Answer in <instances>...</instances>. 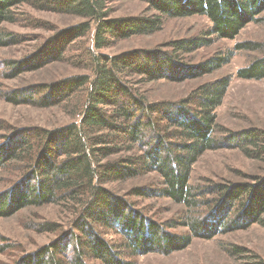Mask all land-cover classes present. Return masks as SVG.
<instances>
[{
	"label": "trees",
	"instance_id": "1",
	"mask_svg": "<svg viewBox=\"0 0 264 264\" xmlns=\"http://www.w3.org/2000/svg\"><path fill=\"white\" fill-rule=\"evenodd\" d=\"M139 1L146 5L142 14L113 18L112 0H0V48L21 43V36L8 32L4 24L17 22L22 5L80 19L51 30L25 58L3 63L5 79L50 64L82 71L54 83L0 93L11 105L58 108L71 118L52 130H18L0 144V170L14 163L20 175L0 192V218L47 205L63 207L73 217L67 231L15 264H136L138 256L182 251L193 239L211 240L253 225L264 228V175L203 187L190 183L192 167L206 151L235 148L248 159L264 156V132H223L217 124L216 110L230 79L200 85L177 102L149 101L143 91L152 83L196 80L227 65L231 52L198 64L186 58L216 40H235L248 24L264 23V0ZM193 17L209 24L199 35L152 49L102 52L160 31L165 19ZM235 50L264 52V47L240 43ZM236 76L263 80L264 56ZM218 132L221 138L214 136ZM146 175L155 176L152 189L136 186L119 195L108 188ZM131 197L167 199L188 212L182 221L159 224L135 208ZM177 227L188 234L170 232ZM37 229L54 233L58 226L43 223ZM108 231L118 233L121 241L109 240ZM230 253L242 251L234 248ZM250 257L244 264H264Z\"/></svg>",
	"mask_w": 264,
	"mask_h": 264
},
{
	"label": "rangeland",
	"instance_id": "2",
	"mask_svg": "<svg viewBox=\"0 0 264 264\" xmlns=\"http://www.w3.org/2000/svg\"><path fill=\"white\" fill-rule=\"evenodd\" d=\"M111 8L113 10L111 17L115 18L140 15L146 5L139 0H112ZM16 14L17 22L4 24V28L8 32L20 35L21 43L0 48V93L50 84L64 77L82 73L68 65L50 64L39 71L22 74L16 79H5L4 62L20 60L34 52L52 34L51 30L80 22V19L70 16L39 12L28 5L20 6ZM37 21L41 24L37 25ZM208 26L206 19L200 17L165 19L160 31L121 41L102 52L115 55L132 49H152L170 40L199 35ZM240 43H255L264 47V23L248 24L235 40H216L209 47L199 49L186 58L188 62L198 64L215 57L226 56L231 52L232 57L227 65L202 78L181 84L158 82L146 85L143 87L146 98L153 102H177L186 98L200 85L228 77L230 83L227 93L216 110V121L220 129L223 132H241L248 129L264 132V79L252 81L236 76L238 70L262 58L264 52L235 50V45ZM74 54L71 53V56ZM69 122L71 118L58 108L41 109L25 104L14 106L0 97V144L18 130L26 128L52 130ZM214 136L221 138L223 133L218 132ZM14 166L15 164L11 163L0 170V192L20 176ZM263 175L264 156L248 159L238 149L222 148L206 151L198 159L192 167L190 183L195 187H203L211 183L243 182ZM154 184L155 176L146 175L112 184L108 188L119 195H124L130 188L147 186L152 189ZM129 200L143 215L159 224L168 220L182 221L188 212L183 206L158 197H131ZM72 218L69 212L57 205L29 207L12 217L0 218V264H15L25 254L50 243L69 229ZM43 223H55L58 226L57 232L39 233L37 227ZM187 231L184 227L170 230L171 233L178 235H186ZM106 237L112 242L121 241L120 235L113 231H108ZM234 248L241 249L242 253L231 255L230 251ZM250 256L258 257L264 262V228L259 225L220 234L211 240L193 239L187 248L169 256L149 253L133 260L136 264H244L249 262Z\"/></svg>",
	"mask_w": 264,
	"mask_h": 264
}]
</instances>
